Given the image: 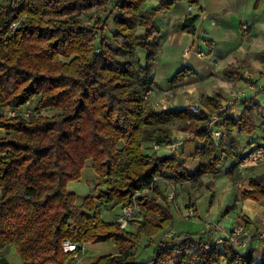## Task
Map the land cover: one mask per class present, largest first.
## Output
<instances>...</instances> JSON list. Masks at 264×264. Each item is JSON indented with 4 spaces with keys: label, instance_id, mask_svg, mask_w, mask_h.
Listing matches in <instances>:
<instances>
[{
    "label": "trees",
    "instance_id": "obj_1",
    "mask_svg": "<svg viewBox=\"0 0 264 264\" xmlns=\"http://www.w3.org/2000/svg\"><path fill=\"white\" fill-rule=\"evenodd\" d=\"M2 1L0 107L17 113H0V248L14 242L22 264H66L70 254L62 250L65 240L115 244V253L100 255L91 264H264V253L257 258L252 249L241 252L228 242L205 249V241L190 233L174 234L157 244L149 259L137 260L141 240L173 224L176 205L162 190L185 182L200 189L209 175L218 173L223 155L235 159L226 174L240 198L264 199V172L234 181L232 172L239 175L242 156L234 154L233 140L228 146L212 139L209 113L219 110V94H203L200 104L205 109L199 113L191 107L155 110L146 105L159 44L155 14L177 0H160L150 11L142 8L146 0ZM187 1L199 5V0ZM110 15L115 27L111 39L105 31ZM197 17L188 16L180 29L195 35ZM223 73L244 79L233 65ZM191 74L196 71L182 65L168 84L175 86ZM34 97L37 111L57 112L27 117L20 108ZM238 101L243 105L238 118L228 107L219 111L227 135L232 138L235 130L252 134L257 128L264 135V112L255 96ZM253 112L259 113V124ZM173 129L198 140L191 154L200 161L195 171L165 147L172 142ZM162 147L169 152L158 154ZM86 161L103 187L77 203L67 184L81 177ZM133 198L139 208L126 227L101 216L100 204L122 210ZM231 207L226 206L223 216Z\"/></svg>",
    "mask_w": 264,
    "mask_h": 264
},
{
    "label": "crops",
    "instance_id": "obj_2",
    "mask_svg": "<svg viewBox=\"0 0 264 264\" xmlns=\"http://www.w3.org/2000/svg\"><path fill=\"white\" fill-rule=\"evenodd\" d=\"M159 1L160 0H146L142 8L145 11H150ZM161 13L169 15V23L172 24L173 28L174 23H179L178 29L174 28L178 38L182 40V45H178L174 52L177 54L178 60H180L179 65H187L196 71V75H186L183 80L178 82L174 87L176 90V97L170 103L171 106H175V108L180 106L205 109L200 104L201 96L203 94L210 96L219 94L221 96V105L225 106V108L228 107L229 114L238 118L243 110V105L238 99L241 97L255 96V100L262 106L260 112H264V88L260 92L255 89L257 83L264 86V0H199L198 6L189 3L187 0H177L171 8L156 12L154 19L155 23H157V16ZM191 15L198 16L194 22V27L196 29L195 35L180 29L185 19ZM229 31L233 32L234 39L230 38ZM142 32L143 28L139 27L138 33L140 34ZM160 32L161 30L159 28L158 51L153 58V67L149 76L154 82L152 95H154L155 91L158 92L162 89L160 85H158L154 73L156 63H164V59L169 52H171L167 45L169 43H165L163 40L161 42ZM224 35H227L226 38ZM187 48L189 51L184 54V50ZM229 65H233L239 72L241 71L244 79H232L225 76L223 69ZM166 78L169 79L170 75H166ZM162 90H164V92L168 91L166 88ZM180 96L183 99H180ZM231 96H235V98L232 100L229 99ZM6 108L7 106L2 107V109ZM255 115H258V113L253 112V116L256 123L259 124L260 121L258 122ZM254 132V137H251V134L241 136V132L236 130L232 133V138L229 137V140L230 143L233 140V152L235 155L241 157L253 144H255L253 142L257 141L256 137H260L261 140L264 139V135L259 131L255 130ZM175 139H183V144L177 148L179 159L184 162L185 167L189 171H195L200 161L197 157H191V154L194 153L195 146L199 144L198 140L191 133L173 129L171 141ZM143 147H145V145ZM166 148L169 149L168 147ZM234 163L235 159L230 158V161L226 163V171ZM246 168L245 171H242L243 168L238 165V170L241 175L249 177L264 172V164L248 165ZM214 176L215 174L209 175L204 181V186L208 183V179H212ZM227 177L230 180L228 175ZM100 180L101 179L98 177L96 185ZM230 183H232L231 180ZM102 187L103 186H101V188ZM203 187L197 190L200 191ZM231 187H233V184H231ZM188 195L190 199H187V203L184 202V206H187L191 201L196 210H198L196 203L191 198L190 191ZM213 201L214 198L212 199V202ZM79 202H81V200H77V203ZM234 204L235 206H233L231 214H235L230 216L227 215L223 218L226 220V225L230 227V224H232L231 220H234V222L244 223L250 232L264 230V199L261 201H254L248 198H238L237 200L235 199ZM178 205H176V210L178 212H180L179 208L184 211L186 210L184 207H179ZM108 208L113 209L110 213H114L110 219L106 220L117 221L119 212L121 213L120 207L110 204ZM208 213L209 210L206 211L205 215L208 216ZM101 216L103 217L102 212ZM202 220L204 221L205 218ZM130 228L131 230L136 229L134 225H130ZM174 232L175 231L169 227L159 232L151 239L143 238L141 241L142 243L145 242V245L142 246L140 242L136 250V256L141 258V254L148 249L147 246L155 247L159 243L170 241L172 236L176 234ZM203 236V231H201L193 237L205 239ZM253 245L255 246L254 255L259 258L264 253V241H255ZM87 247L91 249V252L87 251ZM143 247L146 248L143 250ZM94 251H96L95 254L93 253ZM116 251L117 249L112 241L97 243L85 242L84 250L80 252L75 261L72 260L66 264L72 262H75V264H91L98 256L106 253H115ZM12 255H16L19 259L14 264H22L19 253L12 242L6 243L5 248H0V264H13L11 261ZM149 258L150 256L137 260L143 261ZM218 264L226 263L220 261Z\"/></svg>",
    "mask_w": 264,
    "mask_h": 264
},
{
    "label": "rangeland",
    "instance_id": "obj_3",
    "mask_svg": "<svg viewBox=\"0 0 264 264\" xmlns=\"http://www.w3.org/2000/svg\"><path fill=\"white\" fill-rule=\"evenodd\" d=\"M3 3H7L8 0H3ZM108 7H110V4H108ZM93 10H87L86 14L84 16V19H87L90 14H93ZM157 26L160 28L161 32H160V36H161V42L162 40L166 42H168L169 44L168 47L170 48L169 54L167 55V57L164 59V63H156V67L154 69V73H155V77L156 80L158 81V85H160V88L162 89H168L167 92H164V90H159L158 92L155 91L154 95H150L149 98L147 99V107H151L155 110H162V109H172L175 108V106H171V102L172 100L176 97L175 95V86H170L167 83V79L166 75H170V77L176 72L177 68L180 66L179 62L180 60H178L177 54L174 53L176 50V47L178 45H182L181 42L182 40L180 38H178L176 31L174 30V28L178 29L179 23H174L172 27V24L169 23V15L166 13H161L157 16ZM115 30L114 24H113V19H112V15L109 16L108 21H107V26H106V35L108 36L109 39H111L112 33ZM230 34V38L234 39L233 37V32L229 31ZM227 35H224V37L226 38ZM164 44V43H163ZM164 53V52H163ZM139 60L141 63H144V51L140 50L139 52ZM62 61H68L66 59H62ZM167 84V85H165ZM168 86V87H166ZM154 91V90H153ZM160 95V96H159ZM37 98L38 97H34L32 98L30 101H28L27 103H25V105H23V107H21L20 109H23L22 111L25 112V115L27 117H33L39 114V112H42L41 114H54L57 112V110L53 109V108H46L43 109L42 111H37L35 109V104L37 102ZM235 96H231L229 97V99H234ZM180 99H183L180 96ZM226 104V103H225ZM178 107V106H177ZM180 107V106H179ZM178 107V108H179ZM6 110H8V107L6 109H2V107H0V113H4L6 115H10V113L5 112ZM259 114V113H258ZM255 118L258 120V122L260 121V117L258 115H255ZM256 131L260 132V129L257 128ZM255 134V132H253ZM251 134V137H254V134ZM241 136H245L246 133L241 131ZM257 141L253 142V143H259V142H264V139H259L258 137ZM259 139V140H258ZM226 145H230V141L225 143ZM166 147V146H165ZM240 151V150H239ZM248 151V150H247ZM247 151L243 154L245 155L247 153ZM169 151L162 147L161 149H159L157 151L158 154H164V153H168ZM242 155V156H243ZM237 156V155H236ZM232 158V157H231ZM234 158V157H233ZM227 161H230V157L223 155L222 160L220 161L219 165H218V173L215 174L214 177H212V179H208V183L200 190L198 191L197 189H191L189 185H187L188 183H182V184H176L175 186H167L166 189L162 190V193L168 197L169 194H172V198L170 200H172L173 203H175V205H178L179 207H184L185 209L187 208V206H193V204L191 203V201L189 202V204L187 206H184V202L187 203V199L189 198V191L191 192V198L192 200L196 203L197 205V215L195 217H191V218H187L185 211L181 208H179L180 212H178L176 210V207H174L173 209V224L172 226H170V228L175 231L174 233L178 234V233H190V234H199L201 231H203V237L205 239H202V241L207 240V239H212V237L215 235V233L218 231V228L216 226H213V224L220 226L221 228H224L225 230L227 228H230L233 224H238V223H242V222H234V220H231L232 224L226 225V220L223 219L224 217H226L227 215H234L231 214L232 213V208L229 210V212L223 216V213L225 211L226 206H235L234 201L235 199L237 200L238 198H240V191H238V189L236 188V186H234V182L232 181V183H230V180L228 179L225 171H226V163ZM247 168H243L242 171H245ZM240 172V171H239ZM232 176L234 181H245L247 179V177H245L244 175H241V173H239V175L234 174V172H232ZM208 178V177H207ZM211 178V177H210ZM98 180V175L95 173L93 167H92V163L91 161H86V164L84 166V168L82 169L81 172V177L77 180H71L68 182L67 184V188L71 191H74L76 193V197L77 200H82L86 195L91 194V193H98L99 190L101 189V184L100 185H96ZM101 182V180L99 181ZM231 184H233V187H231ZM192 187V186H191ZM194 188V187H192ZM193 190V193H192ZM214 198V201L212 202V199ZM190 199V198H189ZM178 202V203H177ZM101 206V207H100ZM100 210L103 213V217L105 219H110L112 217V213H110V211H112L113 209H110L108 207H105L100 204L99 205ZM194 207V206H193ZM209 210L208 216L205 215L206 211ZM101 213V212H100ZM118 213V211H117ZM116 213V214H117ZM120 212L119 215L120 216ZM232 217V216H231ZM205 218V220L203 221L202 219ZM207 221V222H206ZM244 224V223H243ZM226 226V227H224ZM228 226V227H227ZM245 226V224H244ZM245 229L249 230L248 228ZM205 230V231H204ZM207 234V236H206ZM202 235V234H200ZM194 238V237H192ZM194 239H197V237H195ZM14 243V242H13ZM141 245L144 246L145 242L142 243L141 241ZM107 246V245H106ZM148 249L146 250V252H144L143 254H141V258L137 259H144L147 257H151L153 255L154 252V246H147ZM3 248H5V245L3 246ZM146 247H143V250ZM8 250H9V246H8ZM87 251L91 252V249L87 247ZM254 251V250H253ZM6 252V251H5ZM94 254L96 253V251L93 252ZM19 260L16 255H12L11 256V261L13 262V264ZM72 261V258H69L67 262ZM75 261V259H74Z\"/></svg>",
    "mask_w": 264,
    "mask_h": 264
},
{
    "label": "built area",
    "instance_id": "obj_4",
    "mask_svg": "<svg viewBox=\"0 0 264 264\" xmlns=\"http://www.w3.org/2000/svg\"><path fill=\"white\" fill-rule=\"evenodd\" d=\"M102 15H106L105 12H101ZM97 15V14H95ZM98 51V49H96ZM189 49L184 50V54H186ZM264 88L263 85L256 84V91H260ZM152 94V89H147L145 91V95L148 97ZM145 96V98H146ZM196 113H199L201 108L191 107ZM225 106L220 105L219 110L217 112L209 113L210 120L208 123L209 131L211 132L212 139L215 144L219 143H227L229 142V136L227 135L225 127L221 124V117L219 116V111H222ZM204 110V109H203ZM6 112L10 113V115H15L17 113L16 109H11L8 107ZM183 144V139L174 140L171 143L166 144V147L170 149L172 152H177V148ZM160 146L158 144H154V148L158 149ZM253 164H264V143L253 144L252 147L247 151L245 155L242 156L240 161V166L245 168L248 165ZM168 198H172V194L168 195ZM139 208V201L133 198V201L130 205L123 207L121 210V214L118 217L117 221L120 227L124 228L128 225V220L135 217L137 215ZM186 217L191 218L197 215V210L193 206H187L185 211ZM218 228V231L210 240L205 241V249H209L212 246L222 247L225 242L230 243L236 250L244 252L248 250H254V242L255 241H264V230H255L250 232L245 229L243 223L233 224L230 228L226 230L221 228L218 225L213 224ZM84 244L82 243H74L69 240H65L62 244V250L64 253L70 254V258L72 260L76 259V257L84 250ZM70 264H75L72 262Z\"/></svg>",
    "mask_w": 264,
    "mask_h": 264
}]
</instances>
